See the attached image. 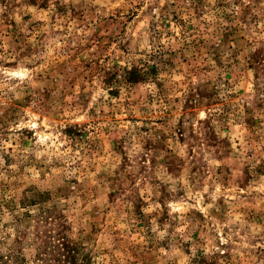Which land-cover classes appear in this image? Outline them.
Returning a JSON list of instances; mask_svg holds the SVG:
<instances>
[{
  "label": "rangeland",
  "instance_id": "1",
  "mask_svg": "<svg viewBox=\"0 0 264 264\" xmlns=\"http://www.w3.org/2000/svg\"><path fill=\"white\" fill-rule=\"evenodd\" d=\"M0 264H264V0H0Z\"/></svg>",
  "mask_w": 264,
  "mask_h": 264
}]
</instances>
